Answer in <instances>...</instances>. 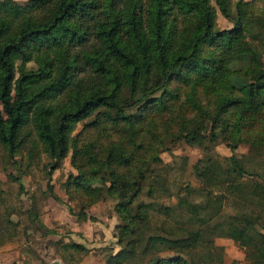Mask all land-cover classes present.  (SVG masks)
<instances>
[{"label": "trees", "instance_id": "1", "mask_svg": "<svg viewBox=\"0 0 264 264\" xmlns=\"http://www.w3.org/2000/svg\"><path fill=\"white\" fill-rule=\"evenodd\" d=\"M254 1L262 8L254 21L260 32L254 37L264 50V0ZM249 5L244 0L233 6L231 0H0V147L9 159L26 149L29 164L39 148L49 158L50 170L68 150L71 162L77 155L85 157L92 167L86 172L79 168L73 180L89 199L80 207L106 193L116 200L113 211L121 220L112 229L119 249L108 253L103 264H125L140 255L139 264H193L187 256L197 248L217 263L221 248L214 237L251 250L258 264H264V159L254 160L264 152V69L238 65L248 61V54L252 60L259 55L235 46L257 13ZM216 12L232 26L216 30ZM173 79L189 82L192 95L198 88L228 93L215 101V114L201 110L191 96L194 115L181 119L196 127L178 135L189 145L208 147L200 133V110L204 119H211L208 141L222 135L244 144L247 154L235 159L234 167L208 164L206 156L196 162L194 173L204 183L198 190L204 196L201 202L180 196L171 207L133 205L140 182L152 172L149 164L160 161L153 153L140 158L136 136L149 104L161 112L173 111L165 102L178 99L169 87ZM156 92L157 97L148 98ZM130 102L137 112L126 111ZM100 113L121 140L110 141L99 158L93 143L78 145V134L72 133L77 123ZM96 116L89 126L98 124ZM182 188L197 193L187 185ZM225 198L237 211L216 218ZM182 209L189 215L178 233H143L148 212L176 216L179 222L186 213ZM81 210L78 216L84 219ZM31 220L36 229L50 232L36 213ZM193 223L198 227H189ZM65 246L85 251L76 243ZM161 247L176 253L160 256Z\"/></svg>", "mask_w": 264, "mask_h": 264}, {"label": "rangeland", "instance_id": "2", "mask_svg": "<svg viewBox=\"0 0 264 264\" xmlns=\"http://www.w3.org/2000/svg\"><path fill=\"white\" fill-rule=\"evenodd\" d=\"M9 1L25 3V0ZM231 1L233 6L237 0ZM244 1L250 2L249 8L257 13L255 12V15L253 12L252 20L250 19L253 22L246 26V30L235 46L242 50L251 48L253 51H257L259 56H255L252 60L248 54V61L243 63L237 61V63L242 68L243 66L248 67L249 71L251 69L255 71L258 67L264 69V50H262L258 39L254 37V34L260 32V25L254 21H257V14H262L261 3L254 0ZM231 26L232 24L228 20L216 12V30H226ZM182 72L184 73L185 70ZM169 87L177 93L178 97L177 101L173 103L168 99L165 101L168 108L173 111L167 109V112H161L156 109V104H149L150 108H147L145 113L146 121L142 122L143 127L140 135L136 136V140L141 142V146L137 148L140 158H145L153 153L160 161L149 164L152 172L148 173L147 178L140 182V191L133 205L151 203L150 207L153 208L160 205L171 207L177 203L180 196L187 198L190 202H201L204 199L201 192L204 183L194 173L196 162L206 156L211 158H209L208 164L220 167L228 164L230 167H234L235 159L247 154V147L244 144H233L222 135L216 136L213 142L208 141L207 135L211 131V119L209 117L208 120L204 119L203 112L200 110L196 113L200 116L199 120L203 125L200 133L205 135L204 141L208 147L189 145L178 135L179 131H192L196 127L195 124H187L181 119V116L188 118L194 115L195 110L189 102L191 96H194L195 102L201 107V110L206 109L209 113L215 114V101L218 97L228 94L227 91L212 93L198 88L192 95L189 82L176 81V79H173ZM159 93L156 92L148 98L157 97ZM141 103L137 105H142ZM126 111L135 113L138 108L131 103ZM95 116L92 115L77 123L72 135L78 134V145L93 143L97 147V154L100 158L103 155V148L110 141L121 140V136L114 132L111 122L104 120L101 113L96 116L98 124L89 126V121L93 120ZM203 121L205 122L203 123ZM28 139L30 138L28 137ZM39 151L38 148L35 162L29 164L26 160V149H21L13 156V159H9L0 147V227H2V230L0 229V233H2L0 234V264H51L52 262L78 264L82 256H86L85 264H97L100 258L103 262L108 253H115L119 249L115 237H112L114 224L121 223L113 211L116 200L103 193V196L93 204L80 207L87 204L89 199L84 197L83 189L74 185L73 180L78 174L79 168H83L86 172L92 166L86 163L83 155H77L74 162H71V151L68 150L65 157L58 163L57 168L50 170L48 169L49 158ZM262 158L264 159V152H259L254 160ZM254 166L260 170V166ZM152 176L158 181L152 182ZM186 185L197 189V193L188 194L182 188ZM149 187H151L150 192H148ZM212 192L219 193L220 191L212 189ZM54 196L57 199L53 198ZM82 208L83 210H81ZM80 210L86 215V218H79ZM182 210L186 213L181 216L182 219L179 218V222L174 220L177 218L176 216L167 217L156 210L148 212L143 233L145 235L156 233L162 236L178 233L184 227L182 222L187 225L186 217L189 215L185 209ZM236 211L237 209L230 204L228 198H225L221 204L220 217L216 218H224ZM33 213H36L38 222L42 223L43 220L47 223L50 232L46 233L42 229L35 228L37 223L31 220ZM68 215L79 223H85L83 231L75 232V235L86 245L92 247L89 252L86 250L76 252L65 246L71 242L68 234L72 233L66 226ZM189 227L194 229L198 226L193 223ZM93 229L97 232L93 233ZM90 237L94 239V242H88L87 239ZM74 239L76 240V238ZM99 243H105V246L95 248ZM213 243L221 248L220 262L216 263L215 258L211 260L209 257L203 256L206 251L201 248L192 251L187 257L192 259L193 264L259 263V258L255 253L240 247L228 238L214 237ZM175 253V251L165 250L162 247L159 250L160 256ZM142 258L143 256L140 255L125 264H139Z\"/></svg>", "mask_w": 264, "mask_h": 264}, {"label": "crops", "instance_id": "3", "mask_svg": "<svg viewBox=\"0 0 264 264\" xmlns=\"http://www.w3.org/2000/svg\"><path fill=\"white\" fill-rule=\"evenodd\" d=\"M68 220L66 221V226L70 229V231L73 233H70V234H68L69 235V238H70V240H71V242L72 243H76V244H79V245H81L82 247H84L85 248V250L86 251H88L89 252V249L90 248H92L91 246H88V245H86L84 242H83V240H79L78 238H77V236L75 235V232L77 233L78 231H83V229H84V222H78V221H75V220H73V219H71L70 218V216L68 215ZM42 222V224L48 229L49 227H48V225H47V223H45L43 220L41 221ZM95 229H93V233L94 232H97V231H94ZM97 230V229H96ZM73 235H75V236H73ZM113 237V236H112ZM74 238H76V240L74 239ZM113 239V238H112ZM88 240V242H90V241H93L94 242V239L93 238H89V239H87ZM103 246H105V243H99L95 248H98V247H103ZM86 256H82L81 257V259L79 260V262H78V264H85L86 262ZM97 264H103V262H102V259L100 258L98 261H97Z\"/></svg>", "mask_w": 264, "mask_h": 264}, {"label": "water", "instance_id": "4", "mask_svg": "<svg viewBox=\"0 0 264 264\" xmlns=\"http://www.w3.org/2000/svg\"><path fill=\"white\" fill-rule=\"evenodd\" d=\"M51 264H57L56 262H52Z\"/></svg>", "mask_w": 264, "mask_h": 264}]
</instances>
